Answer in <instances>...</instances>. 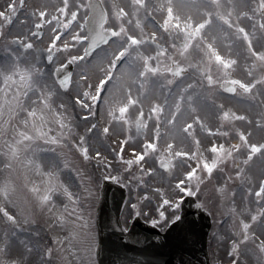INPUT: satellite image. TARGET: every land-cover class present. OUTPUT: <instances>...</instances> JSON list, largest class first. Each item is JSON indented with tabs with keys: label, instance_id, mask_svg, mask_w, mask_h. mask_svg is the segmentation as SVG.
I'll use <instances>...</instances> for the list:
<instances>
[{
	"label": "rangeland",
	"instance_id": "1",
	"mask_svg": "<svg viewBox=\"0 0 264 264\" xmlns=\"http://www.w3.org/2000/svg\"><path fill=\"white\" fill-rule=\"evenodd\" d=\"M87 1L49 0L78 15L68 91L48 73L61 52L47 69L38 46L0 48L20 61L0 57V264H97L107 179L128 190L124 226L139 214L165 230L194 195L214 223L227 218L214 227L213 264H264V0H103L115 37L92 58ZM9 10L0 0V24ZM24 58L39 68L21 67ZM172 62L188 75L172 76ZM223 80L241 86L235 96L221 91ZM188 121L207 129L205 140L192 138L200 151Z\"/></svg>",
	"mask_w": 264,
	"mask_h": 264
},
{
	"label": "water",
	"instance_id": "2",
	"mask_svg": "<svg viewBox=\"0 0 264 264\" xmlns=\"http://www.w3.org/2000/svg\"><path fill=\"white\" fill-rule=\"evenodd\" d=\"M103 14L102 7L96 5L88 19L92 35H97L96 31L103 25L98 19V15ZM107 40L108 37L103 42ZM71 72L72 68H69L68 75ZM227 85H224L225 89H228ZM126 199V191L122 187L110 181L103 184L97 218L101 264H210L206 247L210 228L205 214L188 211L184 206L181 219L165 234L138 219L131 231L125 232L120 213ZM191 203L194 201L189 199L185 202Z\"/></svg>",
	"mask_w": 264,
	"mask_h": 264
},
{
	"label": "flooded vegetation",
	"instance_id": "3",
	"mask_svg": "<svg viewBox=\"0 0 264 264\" xmlns=\"http://www.w3.org/2000/svg\"><path fill=\"white\" fill-rule=\"evenodd\" d=\"M54 8L56 10H53ZM70 8L72 9L73 5ZM26 17H29L30 20L27 21ZM18 26H20L19 32ZM36 26H42L48 30V36L46 38L36 36ZM77 27V14L70 15L68 10L50 3L49 0H45L44 4H41L40 0H10V22H8L7 26V34L10 41L8 43L11 45L13 40L14 46H21L27 51L38 46L40 67L46 63L52 65V62L60 56V52L62 55L61 60L65 59L67 55L77 56ZM51 29H54L55 32L52 33ZM4 54L7 56L8 62L11 59L13 64L19 65L18 62L20 61H17L16 57L10 54V51L5 50ZM22 62L26 66H30L33 63V66L39 67L38 63L29 62L26 58ZM49 71L54 73V70L50 69ZM189 131L190 139L195 135V137H201L204 140L206 130L202 131L201 126L198 125L197 129L189 126ZM193 147L195 148L194 144Z\"/></svg>",
	"mask_w": 264,
	"mask_h": 264
}]
</instances>
